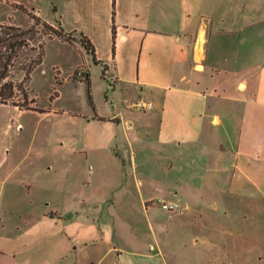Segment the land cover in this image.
<instances>
[{
    "label": "crops",
    "instance_id": "0c3cea01",
    "mask_svg": "<svg viewBox=\"0 0 264 264\" xmlns=\"http://www.w3.org/2000/svg\"><path fill=\"white\" fill-rule=\"evenodd\" d=\"M14 4L90 39L94 60L64 41L93 103L52 110L68 124L44 146L0 153V256L264 264V0H0V23L30 21ZM141 100L152 107L135 108ZM140 212L147 250L121 233Z\"/></svg>",
    "mask_w": 264,
    "mask_h": 264
},
{
    "label": "rangeland",
    "instance_id": "374dc122",
    "mask_svg": "<svg viewBox=\"0 0 264 264\" xmlns=\"http://www.w3.org/2000/svg\"><path fill=\"white\" fill-rule=\"evenodd\" d=\"M16 21L22 26H26L33 22L30 18L28 23H24L21 16H19ZM55 25H57V23ZM75 37V42L77 41L79 43V35ZM75 42H73V45H76ZM77 55L79 54L76 50L68 46L61 38L53 37L46 40L43 60L32 71L28 87L30 95L38 98L37 104L48 109L50 112H39L30 109L19 110L13 105L0 104V153L5 146L26 148L33 143L36 144V146H44L45 140L43 139L49 132L54 130L59 131L61 127L68 124V122L64 121L62 118L52 114V110L70 108L82 111L85 108L87 103L86 83L85 81L79 82L78 80H73V78L85 79L86 74L83 68L73 67ZM58 69L63 79L61 85H57L55 80V77H57V80H60ZM89 69L93 78L95 98L101 104L103 95L100 93L101 84L98 78V68L91 63ZM79 70H83L82 75L77 73ZM23 75L24 71L19 69L13 72V78L16 80H20ZM54 88L58 91V96L56 98L52 95ZM155 210H158L156 206L153 208V211H151L153 216ZM120 223L122 224L121 233L126 241L124 242L125 246L136 243L137 239L142 240L138 242L143 245L146 250L149 249L148 247L151 243L155 244V240L152 236L148 238V234H146L145 237L142 235L139 236L138 234V232L146 227L147 223V218L144 216L143 212H140V214L135 215L131 219L122 220ZM144 238H146V243H142L144 242ZM55 239L57 244L63 243L61 236L59 237V235H56ZM156 250L157 247L152 249L151 252H155ZM89 253L91 252H84L81 257L86 258ZM58 255L59 250H56L54 255L55 260L58 259L55 261L56 263L73 264V256L67 254V256L59 259ZM0 260H2V264H14L11 260L2 256H0ZM36 261L40 263L42 261V255H39Z\"/></svg>",
    "mask_w": 264,
    "mask_h": 264
},
{
    "label": "trees",
    "instance_id": "16d2710c",
    "mask_svg": "<svg viewBox=\"0 0 264 264\" xmlns=\"http://www.w3.org/2000/svg\"><path fill=\"white\" fill-rule=\"evenodd\" d=\"M14 6L28 15L33 22L26 25H16L13 23H0V104H10L21 110H37L45 112V109L38 105V98L31 96L28 82L32 71L42 62L45 53V43L47 39L58 37L73 44L75 42L71 32H66L63 27L42 19L40 16L28 11L21 4ZM114 38V26L112 28ZM79 43L93 58L94 48L90 39L82 32L78 33ZM114 48V45H113ZM24 71L20 80L13 78L15 70ZM56 82L57 77H55ZM87 100L92 105L90 92V79L85 74ZM53 97L57 96L54 88ZM100 119L104 117L99 116Z\"/></svg>",
    "mask_w": 264,
    "mask_h": 264
},
{
    "label": "built area",
    "instance_id": "2783aa9c",
    "mask_svg": "<svg viewBox=\"0 0 264 264\" xmlns=\"http://www.w3.org/2000/svg\"><path fill=\"white\" fill-rule=\"evenodd\" d=\"M82 71L83 70H79L77 73L79 75H82ZM133 106L139 110H146L152 107V103L150 101L141 100L135 103ZM157 203L161 208L168 210V211L176 210L180 206L179 202L177 201L158 200Z\"/></svg>",
    "mask_w": 264,
    "mask_h": 264
}]
</instances>
